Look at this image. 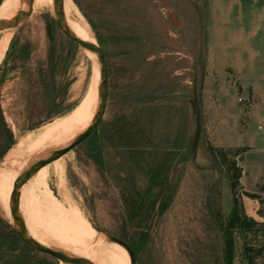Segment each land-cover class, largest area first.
<instances>
[{
  "label": "rangeland",
  "instance_id": "obj_1",
  "mask_svg": "<svg viewBox=\"0 0 264 264\" xmlns=\"http://www.w3.org/2000/svg\"><path fill=\"white\" fill-rule=\"evenodd\" d=\"M71 1L70 19L78 25V15L85 19L89 37L105 55L109 95L97 141L90 136L48 164L47 182L36 196L61 209H45L67 217L62 203L77 206L115 264L131 260L111 237L136 246V264H224L222 226L235 201L240 218L255 205L251 219L259 225L246 236L241 227L234 230L233 264H246V246L255 251L256 264H264V154L222 147L228 130H221L226 117L218 112L229 109L230 127L244 133L243 115L254 108V93L264 86V0ZM94 69L86 51L57 28L50 6L37 8L13 30L0 61V245L7 236L18 237L8 221L13 192L3 182L4 162L20 141L83 104ZM195 99L201 139L193 154ZM98 105L99 93L80 119L48 137L61 134L66 147L90 127ZM61 149L47 148L45 157ZM152 166L160 170L156 180L149 175ZM19 193L20 218L30 238L76 257L50 232V217L28 208ZM163 197L165 210L159 214ZM3 245L0 264H65L30 249L19 237L14 245Z\"/></svg>",
  "mask_w": 264,
  "mask_h": 264
},
{
  "label": "bare ground",
  "instance_id": "obj_2",
  "mask_svg": "<svg viewBox=\"0 0 264 264\" xmlns=\"http://www.w3.org/2000/svg\"><path fill=\"white\" fill-rule=\"evenodd\" d=\"M55 3V0H32L30 14L36 11L37 8L43 6H50L54 8ZM26 9V0H8L7 4L2 6L0 9V21H13V19L18 18V16H20ZM61 11L64 19L66 20V23L68 24L73 34L84 41L95 43L88 35V32L90 30L88 31L89 26L84 18L78 15L74 10L80 18L81 25L74 23L70 19V14L73 11L71 0H62ZM12 32V29L0 30V34L2 35L0 39V61L4 58L8 50ZM86 53L88 57L93 61V65L95 68L94 81L91 83L92 85L90 84L89 89L87 90L88 92L85 95L86 99L75 112L59 120L56 125L45 127L44 130L37 136H28L25 141H20L10 151L7 157V162H4L2 167V178L6 187H10L12 192L14 191V187L16 186L20 175L24 171H26L27 168L29 169L32 165L39 162V160L48 155L47 148L60 147L63 149L71 144L70 143L69 145L64 147L61 134L54 137L48 136L59 133L60 131L80 119L93 105L98 93L100 101V64L96 55H94L90 51H86ZM57 162L58 161H56L55 163ZM48 168L49 165L43 167L26 181V183L20 189L19 199L23 201L28 208L46 214L47 217H50V232L54 234L58 241L61 242L63 248L71 250L72 254L77 258L84 259L90 264H115L110 251L98 238L96 229L83 216L81 210L77 206L66 207L61 202L67 214V217H62L57 213L45 209L51 208L60 210L61 208L52 207L44 203L42 200L38 199L36 195L41 194L43 190L42 184L46 183L48 179ZM59 178L61 185L64 186L65 180L63 177V170L61 171V175ZM76 216L81 220L76 218ZM12 218L8 220L11 224ZM96 247L98 248L96 249Z\"/></svg>",
  "mask_w": 264,
  "mask_h": 264
},
{
  "label": "water",
  "instance_id": "obj_3",
  "mask_svg": "<svg viewBox=\"0 0 264 264\" xmlns=\"http://www.w3.org/2000/svg\"><path fill=\"white\" fill-rule=\"evenodd\" d=\"M26 1H27V9L23 11V13L20 16H18V18L14 19L13 21H9V22L0 21V30L18 29L27 20V18L30 16L32 0H26ZM55 2L56 3L53 8V14H54V22L57 28L71 42L75 43L76 45L84 49L85 51H90L91 53L96 55V57L98 58V61L100 64V71H101L99 107H98V112H97V115L94 121L82 135L76 138L66 148L58 150L57 152L50 154L48 158L40 160L39 162L32 165L29 169H27L25 174L18 180L16 186L14 187V191L11 197L12 213H13L11 227L17 233L20 240L26 246H28L30 249L36 252L49 255L52 258L56 259L57 261L63 262L65 264H90L88 261L84 259L69 256L65 253L50 249L48 247H45L43 245H40L34 242L28 235L26 228L21 223L19 201L16 197L18 195V192L22 188V186L26 183V181L30 177H32V175H34L37 171L47 166L48 164L53 163L54 161L60 159L61 157L65 156L69 152L76 149L96 131V129L98 128L104 116L106 105L108 102L109 73H108L107 61H106V58H105V55L102 49L97 43H90L88 41H84L81 38L77 37L75 34H73L68 24L66 23V20L64 19L62 11H61L62 10V0H55ZM192 107H193L194 114L196 117V131H195V135H194L192 146H191V152L194 154L198 150L200 139H201L200 110L196 104V99L192 102ZM110 240L122 246L128 252L130 256L131 264H136L135 254L133 250L131 249V247L126 242L119 240L117 238H114V237H111Z\"/></svg>",
  "mask_w": 264,
  "mask_h": 264
},
{
  "label": "crops",
  "instance_id": "obj_4",
  "mask_svg": "<svg viewBox=\"0 0 264 264\" xmlns=\"http://www.w3.org/2000/svg\"><path fill=\"white\" fill-rule=\"evenodd\" d=\"M262 5L264 6V3ZM261 22L263 23V19H261ZM262 81H264V76L261 78V82ZM254 94V108L252 110L246 111V113H244L243 115L246 119V123L248 122V124L243 127L244 133L241 135L240 133H237L240 128L237 130L236 127H230L231 114L229 113V109L224 108L222 110H218V112L222 115L223 119L224 117H226V119L222 120L219 126L221 130H228V136L223 135L222 137V147H247L253 148V150L257 151L259 154H264V86L260 87ZM250 120H254L253 125L249 124ZM258 173L263 174V171ZM253 206L250 207V211H248V209L246 210L247 214H250L248 215L249 218H253V215H256L258 211V208H256L255 205Z\"/></svg>",
  "mask_w": 264,
  "mask_h": 264
},
{
  "label": "trees",
  "instance_id": "obj_5",
  "mask_svg": "<svg viewBox=\"0 0 264 264\" xmlns=\"http://www.w3.org/2000/svg\"><path fill=\"white\" fill-rule=\"evenodd\" d=\"M4 0H0V4L3 2ZM48 35L50 38H52L53 36V30H52V27H50V31H48ZM95 137H96V131L91 135L90 138H92V140L94 141V143L97 141V139L95 140ZM96 148H95V151H97V161L98 163L100 162L102 165V159H103V156H102V150H101V145L99 143H96ZM158 157V154L155 153L154 157H153V160L156 159ZM152 164H154V162H152ZM160 173V170L157 168H154L153 166L151 167V170H150V173L149 175L151 176V178L153 180H156L158 179V175ZM164 179L161 181V184L164 183ZM237 207H238V202L235 201V209L233 210V213H232V217L229 219V222L226 226H222V232H223V237H224V264H233L234 262V248H235V245H234V239H233V233H234V230H236L237 228L239 229V227H241V231L243 232L244 236H246V234L248 232H250L252 230V228L254 226H258L259 223H257L256 221H254L253 219L251 218H248L247 215H244L243 218H240L239 215H238V210H237ZM154 208V206H153ZM138 208H134V212H133V215H136L137 214V210ZM165 210V197H163V200H162V203H161V206H160V210H159V214L163 213V211ZM148 232H146L147 234ZM143 235L145 237H147V235ZM18 239V237L16 235L12 236V237H6L3 241V243L0 245V249L3 248V244L5 243H10V245H14V241H16ZM144 241V239H143ZM129 245V244H128ZM143 245V244H141ZM131 247V249L133 250V252L135 253L136 251V246L134 244H130L129 245ZM15 250H13L12 248H9V253L11 254H15ZM255 254V251L246 246L244 248V261L246 264H256V260H255V257L253 256ZM25 256V253H20L19 257L20 256ZM18 257V256H17ZM15 257V258H17Z\"/></svg>",
  "mask_w": 264,
  "mask_h": 264
}]
</instances>
